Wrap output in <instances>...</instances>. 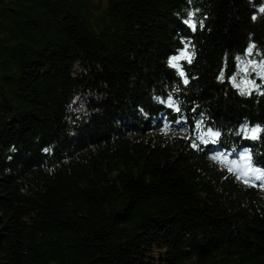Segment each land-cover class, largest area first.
<instances>
[{
  "label": "trees",
  "instance_id": "1",
  "mask_svg": "<svg viewBox=\"0 0 264 264\" xmlns=\"http://www.w3.org/2000/svg\"><path fill=\"white\" fill-rule=\"evenodd\" d=\"M261 8L0 0V264H264V187L212 158L264 168L240 131L264 126V77L232 81L252 45L264 64ZM184 40L187 85L167 63Z\"/></svg>",
  "mask_w": 264,
  "mask_h": 264
},
{
  "label": "snow or ice",
  "instance_id": "2",
  "mask_svg": "<svg viewBox=\"0 0 264 264\" xmlns=\"http://www.w3.org/2000/svg\"><path fill=\"white\" fill-rule=\"evenodd\" d=\"M260 11L264 12V8H261ZM185 25H187L193 32L197 30V24L202 22H197L195 19V13H190V18L185 19L183 21ZM184 47L177 49L175 54L171 55L168 58V66L173 69L174 74L181 78V81L184 85L189 83L188 74L184 69V64H191L193 53L191 52L190 42L187 40L183 41ZM255 48V45H252L248 48V53H252V49ZM239 59V58H238ZM243 64L244 61H241ZM262 70H264V64L258 65ZM242 71H247V68H242ZM219 78L224 79L223 73L220 74ZM233 83L236 82V77H232ZM254 82L250 80H245V85H252ZM239 87V85H237ZM179 90V89H177ZM160 103L164 104L166 107L179 112L180 106L179 103L174 100L172 95L170 94L166 99H161ZM221 133L219 131L213 130L211 128L207 129L205 134H202L199 137V140L202 143L207 144L209 139L213 142L219 138ZM244 135L246 139L250 140H259L262 135H264V126L256 125L255 127L245 128ZM191 146L193 148L198 149L199 145L196 142H192ZM15 151V149H13ZM47 151V149L45 150ZM222 155L216 157V159H221ZM229 171H233L236 169L241 177L245 180L246 183L257 182L254 186L264 187V168L257 167L252 163V158L250 152H246L243 156H241L240 161H229Z\"/></svg>",
  "mask_w": 264,
  "mask_h": 264
},
{
  "label": "rangeland",
  "instance_id": "3",
  "mask_svg": "<svg viewBox=\"0 0 264 264\" xmlns=\"http://www.w3.org/2000/svg\"><path fill=\"white\" fill-rule=\"evenodd\" d=\"M98 1V0H97ZM104 1L105 0H101ZM249 54V53H248ZM258 57H256L254 55V52L252 51L251 54L248 55L247 58H243L242 61H244V63L240 64L237 75L236 77V81L238 80L241 85L243 86L244 81L245 80H250L253 81L254 83L252 85H249L250 87H257V83L256 81H254L253 78L250 77V74L253 73V75L256 76H260V77H264L263 75V70L258 67V65H261L258 61ZM246 67L247 71H242V68ZM260 82H263V80H261ZM245 85V84H244ZM241 91H243L241 89ZM215 151L213 152V161L220 167L222 168H226L229 169V161H240L241 156H243L246 152H248V150L243 151L241 153H238L237 151H229V150H225V149H220L218 147L215 146ZM238 153V154H237ZM222 155L221 159H216L217 156ZM235 174L236 178L242 182L245 185H254L257 182H250V183H246L245 180L241 177V175L239 174V172L236 169H233V171H231ZM159 259V257H157V260Z\"/></svg>",
  "mask_w": 264,
  "mask_h": 264
},
{
  "label": "clouds",
  "instance_id": "4",
  "mask_svg": "<svg viewBox=\"0 0 264 264\" xmlns=\"http://www.w3.org/2000/svg\"><path fill=\"white\" fill-rule=\"evenodd\" d=\"M233 150H235V149H233ZM232 151V150H231ZM226 169V168H225Z\"/></svg>",
  "mask_w": 264,
  "mask_h": 264
}]
</instances>
